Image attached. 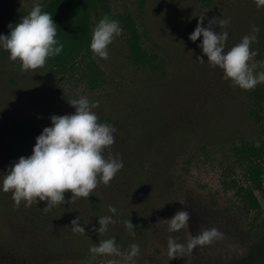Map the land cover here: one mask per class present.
<instances>
[{
	"label": "trees",
	"instance_id": "16d2710c",
	"mask_svg": "<svg viewBox=\"0 0 264 264\" xmlns=\"http://www.w3.org/2000/svg\"><path fill=\"white\" fill-rule=\"evenodd\" d=\"M94 0H47L42 11L52 15L56 25L62 23L61 15L73 11ZM191 10L205 12V22L229 19L230 23L218 32L227 31V47L241 41L245 35H255L251 49L257 53L256 61H264V6L257 7L255 0H190ZM76 15L67 26V36L73 42L68 50L48 59L50 64H81L89 73L92 87L108 83L105 71L99 67L90 49L91 26L88 13ZM177 29L164 37V44H148L146 33L137 21L129 20L126 26L125 49L127 58L146 80L139 85L117 80L115 99L123 104L118 113L105 109L95 110L100 123L116 128L115 143L105 150L113 156L119 154L124 167L108 186L99 188L119 199L135 196L146 176H155L169 168L172 162H182L185 157H203L216 154L223 144L226 152L237 156L229 165L225 182L237 196L251 208L260 207L256 190L262 189L264 173V84L251 90L233 87L224 79L223 71L211 67L202 49V36L195 42L189 35L195 27L175 19ZM259 28L252 32V26ZM59 41V38L56 37ZM60 42V41H59ZM202 57L204 62L198 60ZM9 53L0 47V180L8 168L21 156L28 157L45 127H50L39 115L20 118L3 105L5 87L15 88L21 83V73L12 69ZM257 72L264 71L258 67ZM128 108V109H126ZM126 109V110H125ZM232 144V147L230 145ZM218 154V153H217ZM181 168L186 167L181 164ZM224 169V166H222ZM241 170V175L238 172ZM7 208L16 214V231L28 234L59 235L64 230L72 232L71 221L79 216L80 226L84 216H98L99 205L88 206V198L54 206L45 212L46 201H38L24 209L14 206L12 193L7 192ZM68 201L71 192H65ZM114 196V197H113ZM10 252L18 249L5 243Z\"/></svg>",
	"mask_w": 264,
	"mask_h": 264
},
{
	"label": "rangeland",
	"instance_id": "374dc122",
	"mask_svg": "<svg viewBox=\"0 0 264 264\" xmlns=\"http://www.w3.org/2000/svg\"><path fill=\"white\" fill-rule=\"evenodd\" d=\"M46 2L0 0V35H8L10 23H18L34 5L42 7ZM190 6V0H94L73 11V15H61L57 37L68 50L73 42L66 34L67 26L75 13H88L91 36L93 28L106 14L119 22L123 32L115 36L108 46V59L95 56L99 67L105 71L108 83L103 87H92L89 73L81 64L66 62L58 66L47 60L43 68L22 72L20 62L11 61L12 69L21 73V83L15 88H4L2 85L3 105L20 118L39 115L49 126L52 115L74 114L75 108L69 105L68 99L81 96H86L91 102L99 101L94 112L100 109L120 112L124 107L114 96L116 81L139 85L147 79L127 58V22L137 21L146 33L148 44H164L167 33L177 29L175 19L184 22L186 27H196L200 14L198 10L189 9ZM202 26L207 27L208 21H204ZM224 146L219 144L215 148L218 154H205L203 157L189 155L183 163L173 161L165 173L162 171L153 177H144L137 195L131 198L121 196L116 199L113 196V200L98 186L88 197V206L97 203L101 212L96 217L84 216V235L73 234L69 227L59 235L19 233L16 231V214L20 211L10 214L7 205L12 200L3 191L0 180V264H108L109 261L123 264L121 257L94 258L89 251L100 240L112 237H115L116 245L122 252L129 251L133 243L139 245L135 264H264V173L263 188L256 190L260 207L251 208L225 182L224 172L229 171V165L237 161V156L226 152ZM181 164L186 170L181 168ZM238 174L241 175V170ZM20 205L27 208L25 202ZM109 205L116 209L115 214L108 211ZM185 209L191 214L189 231L192 235L214 227L223 234V238L210 245L197 246L189 255L169 260L168 237L173 236L178 243H186L188 230L169 232L163 219H169L177 210ZM106 215L112 216L115 223L109 224L107 232L101 235L93 228H99V217ZM125 220H131L136 226L135 236L129 235L123 223ZM5 243L18 249L10 252Z\"/></svg>",
	"mask_w": 264,
	"mask_h": 264
},
{
	"label": "clouds",
	"instance_id": "9594fccd",
	"mask_svg": "<svg viewBox=\"0 0 264 264\" xmlns=\"http://www.w3.org/2000/svg\"><path fill=\"white\" fill-rule=\"evenodd\" d=\"M257 7L264 6V0H255ZM206 13V12H205ZM205 13L199 16L194 31L189 35L193 42L201 36L202 43L198 45L211 67H219L225 80H230L233 87L251 90L258 84H264V71L257 72L258 67L264 68V61H256L257 53L251 49L256 36L245 35L241 41L232 47H227V31L218 32L214 26L221 28L230 23L229 19L208 21L203 27ZM8 35H0V47L9 53L11 61H19L22 72L35 71L43 68L50 57L63 51V44L57 40V25L52 15L42 11L36 4L32 10L20 18L15 24H9ZM123 29L116 20L106 14L92 30L90 49L94 56L108 59V46L115 36L121 35ZM252 32L258 33L259 28L252 26ZM198 60L204 62L202 57ZM70 106L75 108L74 114L52 115L51 126L45 127L36 137L32 154L21 156L3 175L4 192H11L14 206L19 207L25 202L30 207L38 201H46L45 212L54 206L72 203L79 198H88L100 183L108 186L115 175L124 167L119 154L113 156L109 151L115 143L116 128L107 123H100L93 109L99 106V101L91 102L86 96L68 99ZM65 192L72 195L65 200ZM180 202V201H179ZM181 203V202H180ZM108 211L115 214L116 209L109 205ZM191 214L185 210H177L166 221L169 232L187 231L186 243H178L173 236L167 239V255L169 260L191 254L197 246L212 244L222 239L223 234L216 228L202 229L199 234L192 235L189 231ZM77 216L71 221L73 234H86L80 226ZM99 228L93 231L104 234L108 225L115 223L112 216H101ZM129 235L135 236V227L131 220L123 221ZM96 256L121 257L123 264H135L134 258L139 255V245L133 243L130 250L122 252L116 245L115 237L100 240L89 249ZM108 264H117L109 261Z\"/></svg>",
	"mask_w": 264,
	"mask_h": 264
}]
</instances>
